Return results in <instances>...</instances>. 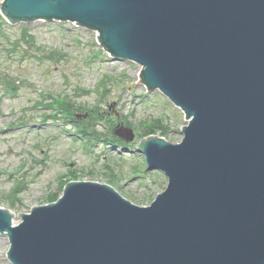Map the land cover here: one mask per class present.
<instances>
[{
	"label": "water",
	"instance_id": "water-1",
	"mask_svg": "<svg viewBox=\"0 0 264 264\" xmlns=\"http://www.w3.org/2000/svg\"><path fill=\"white\" fill-rule=\"evenodd\" d=\"M0 3L15 24L99 31L114 57L142 66L131 93L159 89L188 119L181 142L139 144L148 169L169 176L148 206L90 180L30 213L0 206L13 264H264V0ZM115 133L136 136L122 124Z\"/></svg>",
	"mask_w": 264,
	"mask_h": 264
},
{
	"label": "rangeland",
	"instance_id": "rangeland-1",
	"mask_svg": "<svg viewBox=\"0 0 264 264\" xmlns=\"http://www.w3.org/2000/svg\"><path fill=\"white\" fill-rule=\"evenodd\" d=\"M26 35L33 37L30 44L22 42ZM141 70L111 56L97 31L74 22L12 24L0 18V206L30 212L55 201L74 180L108 183L138 205L151 204L168 176L147 169L140 137L162 136L146 125L163 118L169 130L163 136L180 142L188 121L159 89L148 92L139 84L128 90ZM2 73L9 74L15 92L6 89ZM63 97L71 100V110L59 105ZM119 122L135 128L134 141L117 146L106 139ZM85 127L97 135H79ZM9 248V237L0 234V264H13Z\"/></svg>",
	"mask_w": 264,
	"mask_h": 264
},
{
	"label": "trees",
	"instance_id": "trees-1",
	"mask_svg": "<svg viewBox=\"0 0 264 264\" xmlns=\"http://www.w3.org/2000/svg\"><path fill=\"white\" fill-rule=\"evenodd\" d=\"M7 34H2V36H6ZM27 37V39H22V42L23 43H28L30 44V40H33V37L29 36V35H26L24 36V38ZM7 45L9 46L12 42H11V39L10 38H7ZM3 75H1V79L3 80V83L6 87L7 90H11L13 91L14 89H16V86L15 84L13 83V80L11 78H9V74H5V73H2ZM59 105L65 109L66 111L68 110H71L73 104L71 103V100L70 99H66V98H63L59 101ZM90 107V106H89ZM84 108H88V107H81L77 110H83ZM85 112H87L85 110ZM130 123V122H129ZM147 129L149 130V133H155L159 131L163 134V135H167L169 130H168V127L164 125V119L163 118H158L156 120H150V122H148V125H146ZM155 127H158V128H155ZM80 134L84 135L85 138H94L92 137V135L94 134L95 136L97 135V130L94 129L93 131H90L88 130V128H82V130H80ZM107 138L106 139H109L112 141V143L114 145H117V146H121L124 144L123 140H121L119 137L115 136L113 133L110 134V137L109 136H106Z\"/></svg>",
	"mask_w": 264,
	"mask_h": 264
}]
</instances>
